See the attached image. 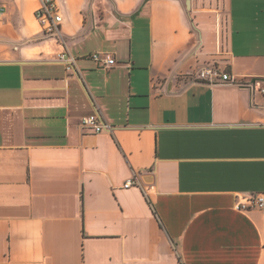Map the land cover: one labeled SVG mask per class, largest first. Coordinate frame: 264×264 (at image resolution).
I'll return each mask as SVG.
<instances>
[{"label": "crops", "instance_id": "0c3cea01", "mask_svg": "<svg viewBox=\"0 0 264 264\" xmlns=\"http://www.w3.org/2000/svg\"><path fill=\"white\" fill-rule=\"evenodd\" d=\"M55 1L0 0V264H264V0Z\"/></svg>", "mask_w": 264, "mask_h": 264}, {"label": "built area", "instance_id": "2783aa9c", "mask_svg": "<svg viewBox=\"0 0 264 264\" xmlns=\"http://www.w3.org/2000/svg\"><path fill=\"white\" fill-rule=\"evenodd\" d=\"M35 17L41 26L44 35H59L62 16L59 13V9L55 0H39V6L35 11ZM61 58L64 59L66 68L70 69L73 65L74 58L72 56ZM90 58L100 62L102 66L105 67L113 66L116 63L115 59L107 53L102 54L100 52H95L90 54ZM197 78L211 84L231 83L239 87H248L252 90L255 88L254 81L237 80L228 71L214 64L207 65L200 69L197 72ZM256 88L262 95H264V81L259 83ZM80 127L84 132L88 133H99L102 131L111 130L112 128V126L105 122L98 113L83 116L80 119ZM134 184L135 181L129 179L125 182L124 187ZM236 207L241 209L264 208V194L255 193L243 195L241 199L237 201Z\"/></svg>", "mask_w": 264, "mask_h": 264}]
</instances>
